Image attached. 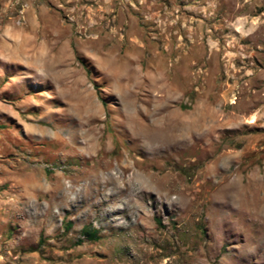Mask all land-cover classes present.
Wrapping results in <instances>:
<instances>
[{
    "label": "rangeland",
    "instance_id": "1",
    "mask_svg": "<svg viewBox=\"0 0 264 264\" xmlns=\"http://www.w3.org/2000/svg\"><path fill=\"white\" fill-rule=\"evenodd\" d=\"M0 264H264V0H0Z\"/></svg>",
    "mask_w": 264,
    "mask_h": 264
},
{
    "label": "trees",
    "instance_id": "2",
    "mask_svg": "<svg viewBox=\"0 0 264 264\" xmlns=\"http://www.w3.org/2000/svg\"><path fill=\"white\" fill-rule=\"evenodd\" d=\"M69 226H67L68 228ZM81 234L83 236V238L87 241H95L98 237H97V231L90 228L89 226H84L81 229ZM81 242V241H79ZM40 244V241H39Z\"/></svg>",
    "mask_w": 264,
    "mask_h": 264
},
{
    "label": "bare ground",
    "instance_id": "3",
    "mask_svg": "<svg viewBox=\"0 0 264 264\" xmlns=\"http://www.w3.org/2000/svg\"><path fill=\"white\" fill-rule=\"evenodd\" d=\"M183 142V141H182ZM175 143V142H174ZM111 175V174H110ZM110 178V177H109Z\"/></svg>",
    "mask_w": 264,
    "mask_h": 264
}]
</instances>
